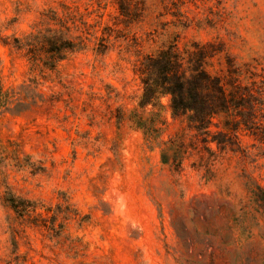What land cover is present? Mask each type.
<instances>
[{"label":"rangeland","instance_id":"obj_1","mask_svg":"<svg viewBox=\"0 0 264 264\" xmlns=\"http://www.w3.org/2000/svg\"><path fill=\"white\" fill-rule=\"evenodd\" d=\"M37 3L0 0V31L10 32L13 43ZM262 4L236 0L231 36L237 47L247 43L245 34L264 41ZM196 23L214 27L208 16ZM195 43L201 42L194 40L193 48ZM218 47L223 52L224 42ZM207 49L209 55L216 51L214 45ZM207 68L252 87L253 97L241 108L247 119L237 131L233 117L222 114L211 135L197 136L172 117L167 97L163 108L141 107L139 79L131 84L132 98L116 104L124 117L116 137L102 105L89 111L87 101L76 98L63 104L51 85L34 84L23 72L13 78L0 68V163L11 164L9 158L24 151L18 171L33 178L39 173L38 185H47L56 183L50 157L73 162L64 179L73 178L75 207L68 206L70 216L58 225L61 204L47 209L55 230L42 234L33 264H264V67L259 56L237 52L222 59L213 54ZM213 135L222 147L207 141ZM56 163L51 161L53 169ZM64 179L58 187L68 197ZM45 239L53 243L45 245ZM17 247L13 239L12 251ZM29 258L25 253V264Z\"/></svg>","mask_w":264,"mask_h":264},{"label":"clouds","instance_id":"obj_2","mask_svg":"<svg viewBox=\"0 0 264 264\" xmlns=\"http://www.w3.org/2000/svg\"><path fill=\"white\" fill-rule=\"evenodd\" d=\"M236 7V0H38L18 45L10 32L0 31V57L4 61L0 68L5 75L11 72L13 78L23 72L34 84L51 85L63 104L76 98L77 103L87 101L84 106L89 111L102 105L110 133L119 137L124 117H118L116 104L132 98L131 84L139 79L151 83L150 66L162 54L179 51L190 58L206 45H214L216 51L211 55L218 54L221 59L237 52L249 58L259 56L264 67V41L245 34L247 43L237 47L231 36L235 30L231 13ZM205 16L214 27L197 25ZM194 40H199L201 47L193 48ZM221 41L223 52L218 47ZM151 91L148 88L146 97ZM24 155V151L14 153L9 158L11 164L9 160L0 163V250L5 256L0 264H25V253L30 257L27 264H33L38 259L33 249L41 248L42 234L55 230L47 209L51 206L56 211L55 205L61 204L58 225L70 216L68 206L75 207V193L70 190L73 178L69 174L64 179V170L72 168L71 159L61 162L50 157L47 166L56 183L38 185L39 173L33 178L18 171L25 165ZM52 160L57 161L54 169ZM62 179L68 184V197L58 187ZM13 239L18 245L15 251ZM52 243L44 240L45 245ZM43 251L51 255L46 247Z\"/></svg>","mask_w":264,"mask_h":264},{"label":"trees","instance_id":"obj_3","mask_svg":"<svg viewBox=\"0 0 264 264\" xmlns=\"http://www.w3.org/2000/svg\"><path fill=\"white\" fill-rule=\"evenodd\" d=\"M21 38L15 37L14 44L18 45ZM194 47H201V43H195ZM205 50L208 52L207 45ZM205 50L190 58L179 51L176 54L171 51L162 54L150 66L151 83L140 79L143 90L139 105L143 108L149 105L163 108L161 100L167 97L172 117L184 121L197 136L211 135L210 126L222 114L233 117L237 131L247 119V114H243L241 108L243 102L253 97L252 87L242 85L237 76L232 74L228 75L227 81L224 76L212 74L207 68V59L212 55L209 52L205 55ZM148 88L152 91L146 97ZM207 141L222 147L216 135Z\"/></svg>","mask_w":264,"mask_h":264}]
</instances>
